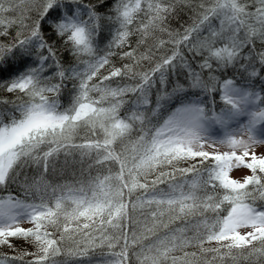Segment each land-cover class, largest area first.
<instances>
[{
    "label": "snow or ice",
    "instance_id": "6c2138e0",
    "mask_svg": "<svg viewBox=\"0 0 264 264\" xmlns=\"http://www.w3.org/2000/svg\"><path fill=\"white\" fill-rule=\"evenodd\" d=\"M0 94V264H264V0H0Z\"/></svg>",
    "mask_w": 264,
    "mask_h": 264
},
{
    "label": "trees",
    "instance_id": "16d2710c",
    "mask_svg": "<svg viewBox=\"0 0 264 264\" xmlns=\"http://www.w3.org/2000/svg\"><path fill=\"white\" fill-rule=\"evenodd\" d=\"M196 3H199V0H195ZM101 11H103V9H101ZM196 19V16L193 14V13H190V12H182L180 14V16L178 18H173L172 21H171V27L175 30V29H179V31H183V27H188L190 25L193 24V22L195 21ZM181 25H183V27H181ZM160 39H164V40H167L169 39L168 35L166 33L164 34H161L159 32L156 33V39L154 40H149L148 43L151 44V43H158ZM162 54V53H161ZM117 65L119 66V60L117 59L116 61ZM103 71V70H102ZM107 74V73H105ZM0 95H4V94H0ZM81 135H83V131H81ZM117 169H118V165L115 166ZM29 175H32V176H35L37 175V172H36V169L33 168L30 172H29ZM93 175H95V173H93ZM46 179L48 180H53V177L51 176V174H49ZM72 177L71 175H66L63 177V180H71ZM63 180L57 178L54 182H63ZM15 190L14 188L13 189H9V191H13ZM6 194L3 190H0V195H4ZM139 218V217H137ZM70 245V242H66V247ZM206 247H210L212 246L211 245H205ZM17 248L18 249H25L27 248L28 251H31V252H34L36 249L34 247H30L27 245L26 242L24 241H17ZM194 249H188V251H192ZM9 252V249L5 248V247H0V254H4V253H8ZM132 264H137L135 258H133V262Z\"/></svg>",
    "mask_w": 264,
    "mask_h": 264
},
{
    "label": "rangeland",
    "instance_id": "374dc122",
    "mask_svg": "<svg viewBox=\"0 0 264 264\" xmlns=\"http://www.w3.org/2000/svg\"><path fill=\"white\" fill-rule=\"evenodd\" d=\"M221 150H227L226 148H222ZM256 151H257V154H261V153H264V145L262 146H258L256 148ZM250 174V171L249 170H246V169H240V170H233L232 172L229 173L230 177L233 178V179H237V180H240L242 179V177L246 176ZM24 227H29L30 225L28 224H24L23 225ZM212 246H215L214 244H212Z\"/></svg>",
    "mask_w": 264,
    "mask_h": 264
}]
</instances>
